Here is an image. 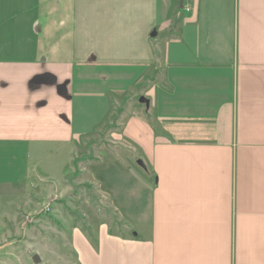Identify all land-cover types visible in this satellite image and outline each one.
I'll list each match as a JSON object with an SVG mask.
<instances>
[{
    "label": "crops",
    "instance_id": "0c3cea01",
    "mask_svg": "<svg viewBox=\"0 0 264 264\" xmlns=\"http://www.w3.org/2000/svg\"><path fill=\"white\" fill-rule=\"evenodd\" d=\"M131 77L148 80L159 125L123 124L153 176L148 231L106 214L93 239L73 225L78 264H264V0H0L13 160L108 126L107 95Z\"/></svg>",
    "mask_w": 264,
    "mask_h": 264
},
{
    "label": "rangeland",
    "instance_id": "374dc122",
    "mask_svg": "<svg viewBox=\"0 0 264 264\" xmlns=\"http://www.w3.org/2000/svg\"><path fill=\"white\" fill-rule=\"evenodd\" d=\"M133 78L124 92L118 84L109 91L108 126L101 125L93 136L69 146L28 144L29 156L18 160L13 147L0 146V264H78L72 226L85 227L83 234L93 239L92 227L105 214L121 234H129L131 226V233H147L150 190L141 177L152 182L153 176L143 148L124 138L123 124L143 115L153 130L159 125L148 80ZM140 97L149 101L147 110ZM65 180L69 188L62 194ZM34 254L38 263L31 259Z\"/></svg>",
    "mask_w": 264,
    "mask_h": 264
},
{
    "label": "water",
    "instance_id": "95a60500",
    "mask_svg": "<svg viewBox=\"0 0 264 264\" xmlns=\"http://www.w3.org/2000/svg\"><path fill=\"white\" fill-rule=\"evenodd\" d=\"M180 2H181V0H180ZM151 35L154 36V35H155V31H153V32L151 33ZM139 102H140V103H144V104L146 105V107L149 106V102H148V100L145 99L144 97H140V98H139ZM137 162H138L139 165L144 166V165H143V162H142L141 160H138ZM31 259H32V261H33L34 263H38V262H39V256H38V254H34V255H32V258H31Z\"/></svg>",
    "mask_w": 264,
    "mask_h": 264
},
{
    "label": "built area",
    "instance_id": "2783aa9c",
    "mask_svg": "<svg viewBox=\"0 0 264 264\" xmlns=\"http://www.w3.org/2000/svg\"><path fill=\"white\" fill-rule=\"evenodd\" d=\"M44 207H45V205H44ZM49 208V206H46L44 209L46 210V209H48Z\"/></svg>",
    "mask_w": 264,
    "mask_h": 264
}]
</instances>
